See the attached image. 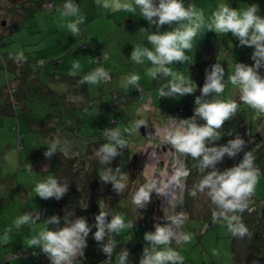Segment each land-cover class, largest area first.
<instances>
[{"label":"clouds","instance_id":"obj_1","mask_svg":"<svg viewBox=\"0 0 264 264\" xmlns=\"http://www.w3.org/2000/svg\"><path fill=\"white\" fill-rule=\"evenodd\" d=\"M96 3L101 8L114 12L135 13L138 8L141 17L148 25L156 27L155 32L142 28V31L147 33V42L151 47L138 45L132 49L129 58L137 64H143L145 60L149 61L151 67L146 70V75L153 80H157L158 77L167 78L158 89L161 98L183 97L192 95L197 90L200 92V95L194 99L193 115L187 119L169 116L167 125L155 130L159 142L153 144L150 141L147 146L152 149L144 166L147 182L135 191L131 202L137 209H145L151 202L152 193L157 197H165L167 207H163L162 211L170 223L163 226L156 224L154 232L144 233V240L148 246L143 249L139 264H184V257L172 247V244L187 243L191 239L190 235L179 232L186 214L176 211L177 205L183 204V198L177 195V190L184 189V182L190 175V169L185 163L188 157L199 162V171L203 174L189 194L195 197L197 192L206 193L215 206L212 210L213 220L224 221L234 237L251 238L252 233L241 222L238 213H243L248 208L260 175L259 169L254 165L256 158L251 151H246L238 164L223 171L216 168L218 162H223L225 155L234 159L246 147L245 140L239 135L226 144H215L220 138L218 130L226 121L234 117L239 109L235 99L220 98V94L225 89V69L219 62L212 64L210 72L205 69L203 86L197 89L196 83L190 77L173 71L169 65L189 60L185 53L193 48V40L201 29L206 28L214 33H231L238 41V46L253 49L250 56L253 63L248 65L235 62L229 82L238 89L241 103L264 114V75L260 72L264 69V16L260 15L259 5L252 3L237 9L221 4L206 22L202 9H197L191 4L185 7L183 0H96ZM62 9L61 15L71 18L67 21L66 28L73 37L79 35L81 32L79 26L85 20L80 14L79 5L74 0H65ZM164 25H168L171 30L160 31L161 26ZM173 25L175 27H172ZM13 59L16 62H23L25 58L22 52H18L13 55ZM43 63L40 61L41 65ZM80 67L78 62H73L70 74L77 75ZM110 79L108 71L103 67H97L82 76L78 83L96 85L108 82ZM123 79L125 87L131 86L140 90L138 74L131 73ZM72 99L75 101L79 98ZM141 126L146 128L147 121L137 120L131 127L125 128L123 133L119 127L105 129L103 136L108 142L95 151L99 162L107 165L114 157L121 155L118 149H125L129 145L125 134L131 136L139 131ZM58 144L59 141L51 143L43 155L50 158L57 152ZM162 146L170 148L167 155L175 156V160L170 173L165 169L157 177L156 166L160 162L157 149ZM31 170L30 166L29 171ZM99 179L104 183L110 182L113 190L119 195L127 187L128 176L119 167H116L115 171L105 168ZM34 191L41 199L59 200L67 193L68 182L49 177L38 182ZM70 215L72 213L66 210L62 226L60 217L56 215L44 219L37 234L27 241L28 248H39L50 264H79L78 258L84 257L91 227L84 217H77L75 221H71ZM107 216L108 212L105 210H101L96 215V231L92 235L101 246L100 250L110 261L116 248L115 240L111 239V235H119L122 230L132 228L133 223L131 221L125 223L122 215H113L110 220L106 219ZM37 222H41L39 212H26L15 219L14 225L19 229L23 225H35ZM49 225L57 227L49 228ZM11 230L9 228L4 232V244L10 242ZM106 236L109 239L104 243ZM128 255L127 249L119 252L118 264H126Z\"/></svg>","mask_w":264,"mask_h":264},{"label":"trees","instance_id":"obj_2","mask_svg":"<svg viewBox=\"0 0 264 264\" xmlns=\"http://www.w3.org/2000/svg\"><path fill=\"white\" fill-rule=\"evenodd\" d=\"M4 3L8 5L11 12H6V5ZM46 3H51L52 6L47 8L46 6H44V4ZM35 4H37L39 8L41 7L42 9L47 11L55 9V3L53 0H36ZM19 10L20 9H18V7H15L14 4H10L9 0H0V24L6 25L7 19L13 20L14 16H16L17 11L19 12ZM4 44L7 43L4 42ZM77 47L79 49H88V46L84 42L79 43ZM100 49L101 44L98 45L96 53L91 56V60H93L94 63L98 62L100 57H108V53H103V51H99ZM209 56L211 55H205L204 53L197 54V56H195L197 58H192V62L189 63V77L196 83L197 89L203 86L205 80V69H208L209 72L211 71L210 66L212 65V59ZM10 58L11 62L6 63L5 65L6 80L0 87V132L4 133L7 131L11 133L15 131L17 135L16 151L21 153V150L24 146L22 137L24 136V133L29 132V129L32 131L31 135L35 139L37 138V133H42L43 135H45L47 133L50 134V132L55 131L54 127L50 128L51 123H49V121H44L42 118L35 117V114L32 111L33 105L31 104V100H33V98L37 96L43 103L51 104V102L53 101L52 96L47 92V90L50 89L42 80L38 78V72L42 68H44L43 73L46 75H51L52 79L55 82L59 80L65 83L60 84L62 88H65V85L67 83L70 84V86H72H69L70 88H72L70 96L71 101L73 100L72 98H76L77 91L84 94L86 93L87 83L83 85L78 83V81L82 77L80 76V74L73 76L68 71H61L60 68L62 67L58 66V61L54 64V70L49 71L46 68V62L44 59L32 58L28 56V58L23 62H16L13 59V55H11ZM40 61L44 62L43 65L40 64ZM133 63L135 62H132L130 64ZM252 63L253 62L251 61L246 62V64L248 65H251ZM130 64L125 63L121 66V69L123 70L122 73H124L125 75L127 74L125 73V68L129 73L131 66ZM183 64V67L177 68L178 70H182L185 75H187L188 69H186V71L184 68L188 66V62L185 61L184 63H182V65ZM169 67L175 68L174 64L169 65ZM141 70H143V68H141L140 71ZM260 72L262 75H264V69H261ZM128 75L129 74H127V76ZM227 78L224 76L225 89L224 92L220 94V98L224 100H228L230 99V97H232V99L239 98L238 90H236L234 86L228 83L229 80ZM166 79L167 78L158 77L157 80H153L151 78L150 82L149 80H146V78H143V76H140V90H136L135 88H128V93H126V88H123V90L121 89L120 92L119 90L117 91V89H111V91H109V94L111 95V101L106 104L102 103L103 105L101 104L103 106L102 108L106 109L105 117L107 119L105 120H107V129L119 127V129L123 133L125 128L131 127L132 124L140 119H148L149 121L151 120V124L152 122L154 123V121H162L163 124L161 123L160 125H158L164 126L168 122L169 116L177 117L180 119H187L191 117L193 115V109L195 108L194 99L196 96L200 95L199 90H197L192 95H185L183 97L161 98L158 95V89L163 83L166 82ZM100 84V90L104 92L105 89L103 88V85H105L106 82H101L99 83V85ZM73 85H75V87ZM165 91H167V89H165ZM154 92L156 93L155 96ZM129 95L131 96V98L133 97L132 99L134 102L135 100H138L137 107H133V113L135 117L134 121L132 120L133 116L130 113V106L133 105H131L130 102H127V97ZM190 97L192 101L189 100ZM53 109L55 113V121L60 119V117L62 119L63 116L67 114V109L65 106H61L60 108H56L54 106ZM109 109L111 111L113 110V114L108 111ZM2 118L12 119V123L6 129L3 127V124L1 122ZM72 118L70 119V121H72L74 125L76 124L77 128L79 126V123L75 121L74 118ZM198 123H203V121H198ZM108 124L110 125L109 128ZM218 131L220 134V138L215 142L216 145L226 144L229 140L234 139L236 135H239L242 139L245 140L246 147L240 153H238L234 159L229 158L227 157V155H225V157L223 158V162H218L216 164V168L220 171H223L225 168H230L238 164L242 160L244 152L251 151L256 158L254 161V165L257 169H259L260 177L263 182L261 188H258V190H256L255 187L254 193L250 197L248 208L245 209L243 213H238L241 222L245 224L249 231L252 233L251 238L247 236L243 238L234 237L229 232L230 250L233 263L264 264V114H261L257 111L255 112V110L249 108L247 105L240 103L237 114L226 121L223 127ZM34 132L36 133V135ZM125 135L128 139L127 134ZM129 137L130 138L128 140L130 142V147H126L125 149H118L121 155L114 157L109 164L110 168H113V171H115L116 167H119L121 171L126 173L128 176L127 187L124 192L119 195H117V193L113 190L112 184L110 182L104 183L102 181L101 185L97 184V176L94 175L92 170L86 167V160H82L78 165L73 162L72 159L71 161L67 160L65 168L66 171H64L63 169L64 172H62L61 170L60 175L58 171L61 168L60 164L49 167L47 171L43 170L44 173L50 171L48 172L46 179L49 178L50 175L51 177L56 176V179L58 178L60 181L64 180L63 182H68V191L61 197V199L56 200L55 198H49L45 200L47 201L48 206L51 207L50 211L52 212V214L58 215L60 217V220L63 221L64 224V217L67 210L72 213V215L69 216V220L75 221L77 217H84L87 224L91 227V231L87 238V247L84 250V257L78 258L79 264H99L100 262H107L108 264H112V258L110 261L108 260L105 254L100 250L101 246L97 244L92 235L96 231L95 217L101 210H105L108 212V216L106 217L107 220H110L113 215H122L125 219V223H128L129 221L133 223L132 228H126L122 230L119 235H111V239L115 240L116 243V248L113 255H117L123 249H127L129 255L134 252V255L144 246V233L148 232L147 230H149L150 232H154V225L159 224L163 226L167 222L165 213L160 212L161 209L155 207L153 203L152 205H147L145 209H137L136 206L131 202L135 191L138 189L137 185H135V173L133 176L131 169L137 166V174H139L140 178H144V175L139 171V167L140 165H146V159H148V153L146 152L147 145L150 141L153 143V140L152 138L148 139L147 134H143L140 129ZM99 138L101 141V136H99ZM90 139L95 140L96 137L92 136ZM103 141L106 143L108 142L105 138ZM139 141L142 142L139 144ZM101 143L103 142L101 141ZM133 143L138 145H133ZM134 146L139 147L136 149V147L134 148ZM140 147H142L143 153L145 154V161H142V158L140 157V154L142 153V151H140ZM44 148H46V146ZM132 148L136 150V155L133 154V162L128 158V156H130L133 152ZM34 152L37 153L36 151ZM35 153L31 154L29 157H33ZM21 158H23V156ZM42 159L44 160L46 159V157L41 158L40 161ZM96 161L97 160H95L94 158H91V161L89 162L96 165ZM193 161L195 162L194 164H192ZM187 162L188 168L190 169V175L184 182V189L177 190L180 191L179 195L183 198L181 211L186 214V217H195L200 214L201 211H203L202 216H205V219H207L209 223H214L216 221H214L212 218V210L215 208V206L211 203L206 193L197 192V195L195 197H192L189 194L194 185L197 184L202 178L203 174L199 171V162L197 160L195 161L191 157H188ZM29 164H31L30 161ZM163 167V163L157 166V173H155L157 177H159V171ZM3 168L7 169L8 167L6 163L0 162L1 189L5 188V185H9L5 184L6 177L8 176L3 175V173L1 172V170L3 171ZM7 170H10V168H8ZM206 171H210V169H206ZM18 173H20L19 168L15 169V171L13 172L16 178L18 176L20 177L21 175V173L20 175H18ZM27 177L28 179H34V176L31 175ZM7 179L10 180L9 178ZM144 179V182L146 183L147 178ZM3 180L5 182L4 184H2ZM87 181L90 184L89 186H86ZM19 182L20 180L18 179L17 184H19ZM33 182L35 183V180L31 181L30 188L32 194L30 198L33 195H36L34 191V187L36 184H33ZM133 185H135L134 188ZM106 188H108V190L110 189L109 195L107 196L102 194L103 191L106 190ZM6 190H11L12 193L14 191L12 187L6 188L4 190V196L6 197L8 195L6 194ZM258 191H262V193H259ZM21 194L23 196H14L13 194H11V199L9 200L7 198L9 203L17 201L16 204H26L29 207L30 205L28 199L25 197L22 191ZM122 195H124L123 197H127V201L119 200ZM107 197H110V199L108 203L105 204L104 200ZM15 199L16 201H14ZM151 199H153V202H158L160 197H157L155 193H152ZM31 208L32 207L30 206L29 212H39L41 214V210L34 211ZM108 239L109 237L106 236L104 243H107ZM174 244L177 243L173 242L172 246ZM26 254H32L34 256V264H50L48 258L40 251L39 248L38 250H33L32 252L29 251ZM26 254L21 252L15 253L14 256L22 257L26 256Z\"/></svg>","mask_w":264,"mask_h":264},{"label":"rangeland","instance_id":"obj_3","mask_svg":"<svg viewBox=\"0 0 264 264\" xmlns=\"http://www.w3.org/2000/svg\"><path fill=\"white\" fill-rule=\"evenodd\" d=\"M57 2L58 3H55L54 10L47 11L42 9L41 7L39 8L37 4L33 3L32 0H24V4H22V6L18 8L20 10L19 12L17 11L16 16H14V19L13 20L7 19L6 25L0 24V32H1L0 87L3 85V82H5L6 80L5 79L6 63L11 62V58H10L11 55H14L18 52H22L25 59H27L28 56L39 59L43 58L46 62V68L49 71H53L55 62L61 60L64 57H66V63H70L68 59L72 58L71 56H69V54H71V51L67 55L66 53L68 48L62 47V45L66 43V39H67L66 32H69V30L64 31L63 29V27L65 26L64 24L65 19L64 18L62 19L61 16L52 18L57 13V11H59V7L61 6L60 2L59 1ZM5 5H6L5 8L6 12L8 13L11 12L8 5L7 4ZM61 20L63 25L60 26ZM4 42H6L7 44H4ZM76 47L77 45H73L70 50H73V48ZM5 52H10V53H5ZM227 58H230V56L228 55ZM225 61H226L225 77L226 78L228 77L227 79L229 80V76L234 71L233 62L227 59H220L212 55L211 64L219 62L221 63L222 66V64ZM186 62H188V66L184 69L185 70L188 69V72L187 75L184 76L189 77V63L192 62V58H190ZM79 64L81 67H83L84 65L82 63ZM147 64L149 65L148 62ZM130 65L131 66H130L129 74L133 73L134 71V64L133 65L130 64ZM141 67H143V64H141L140 69ZM66 69L67 67L60 68L61 71H65V72L67 71ZM147 69L148 68L145 67L144 73L142 72L141 76H143V78H146V80H149L151 82V77L146 75ZM43 71L44 68H42L38 72V78L42 80L50 89L47 90V92L52 96L53 101L51 102V104L43 103L39 100L37 96L33 98V100H31V104L33 105L32 111L35 114V117L42 118L44 121H49V123H51L50 128L54 127L55 131L50 132V134L47 133L48 135L37 133L38 135L36 140H32V139L29 140L31 147L29 149H27V147H24V150L21 151L20 153L21 157L23 156V158H25L24 164L28 163L29 161L31 162V164L29 165L25 164L27 166L26 169L21 170L20 180H22L24 184L22 185L23 186L22 188H25V182L26 183L29 182V184L31 185V181L33 180H35V183L33 182V184H37L38 182H42L46 180V176L50 171L44 173L43 170L47 171L49 167L55 166L56 164L61 165V168L58 170L60 175L61 170L62 172L66 171L65 169L67 164L66 161L67 160L71 161V159L77 165L81 163L82 160H86V167L93 171L94 175L97 176V184L101 185L102 180H100L98 177L104 171L105 168H110L109 164L107 165L101 164L99 162V158L95 156V151H97L102 144L106 143L103 141L104 140L103 134H101L105 129H107L106 126L107 120H105L107 119L105 117L106 109L102 108L103 107L102 103L106 104L111 101V95L109 94V91H111V89L114 90L117 89V91L119 90L120 92L121 89L123 90V88H126L127 89L126 93H128V88L133 89V87L131 86L125 87V81L123 79L125 76L122 74L118 75L116 72H113L112 70L109 69V71L112 72L111 80L114 83L121 82L122 87L120 85H118L117 87H112L109 84V82H106V84L103 85V88L105 90L104 92H102V90H100L101 84L100 85L87 84L86 93L84 94L77 91L76 98L78 97L79 99L75 101L74 100L71 101L70 96H71L72 88L70 87L72 86H70V84L67 83L65 85V88H62L60 84H65L64 82L59 80L55 82L52 79L51 75H46L43 73ZM79 72H81V69ZM176 72L183 73L182 70H177ZM125 73L128 74L126 68H125ZM228 83L231 84L229 81ZM73 86L75 87V85ZM236 90L238 89L236 88ZM155 94L156 93L154 92V96ZM127 98H128L127 102H130V104L133 105L130 106L131 107L130 113L132 114L133 116L132 120L134 121L135 117L133 113V107H137L138 100H135L134 102L132 99L133 97L131 98L130 95ZM230 99H232V97H230ZM233 99H235L238 102V104L241 103L238 101L239 98H233ZM189 100L192 101L191 97L189 98ZM54 106L56 108L65 106L67 109V114L65 116L60 115L63 116V118L61 119L60 117V119L55 121V113L53 109ZM108 111H110L113 114V110L111 111L109 109ZM72 117L75 119V121L79 123V126L77 128H76V124L74 125V123L70 121ZM147 124H150L149 121ZM154 124H158L157 121H154ZM109 126L110 125L108 124V128ZM147 127L151 128L150 125H147ZM31 132L32 131L29 129L28 133L31 134ZM92 136H95L96 139L95 140L90 139ZM99 136H101L102 138L101 141L103 143H101ZM129 138L130 137L128 136V139ZM56 141H59L57 152H55L50 158H46L44 160L42 159L40 161L41 158L45 157L43 153L47 150V147L51 143ZM141 142L142 141H139V144ZM133 145H138V144L133 143ZM45 146L46 148H44ZM206 146L208 145L206 144ZM128 147H130V142ZM135 147L137 149L139 146H134V148ZM34 151H36L37 153H35ZM132 151H133L132 154L128 156V158L129 160L131 159L133 162L134 161L133 156L136 155L135 152L136 150L132 148ZM140 151H142L140 157L144 161L145 154L143 153L142 147H140ZM30 152L32 154L35 153L33 157L24 155V154H30ZM15 153H17L16 150ZM91 158L97 160L96 165L89 162L91 161ZM194 163L195 162L193 161L192 164ZM30 166L32 167L31 171H29ZM136 167L137 166L133 168L131 167L132 168L131 171L133 176L135 173L136 176L135 185H137V188H139L141 185L145 184L144 182L145 177L143 176L144 178L142 177L140 178L139 174H137ZM170 172L171 170L169 171V173ZM30 175L34 176V179L32 178L28 179L27 176ZM49 177L51 176L49 175ZM52 178H56V176H52ZM58 181L60 180L58 179ZM262 184L263 182L259 175L257 184L255 186L256 190H258V188H261ZM89 185L90 184L87 181L86 186ZM135 185H133V188L135 187ZM109 190L108 188H106V190L103 191L102 194L106 196L109 195ZM21 191L22 189L19 188V191H17L19 195H21ZM258 192L262 193V191H258ZM179 193L180 191H177L178 196ZM6 194H8L7 198L11 199L12 196L11 194L14 195L15 190L13 191V193L11 190H6ZM123 196L124 195H122L119 198V200L127 201V197H123ZM26 198L28 199L29 205L32 207L31 208L32 210L34 211L41 210V222H37L35 225H23L19 229L15 228L14 225L15 219L23 215L24 213L29 212L30 206L28 207V205L26 204L13 205V203H9L8 211H3V212L0 211V230H1L0 231L1 232L0 233V264H34V259H35L34 256L32 254H26V253H28L29 251L32 252L33 250H38V248L36 247L28 248L27 241L37 234V232L42 227V221L44 219H47L48 217L54 215L50 211L51 207L48 206L47 201H45L44 199H41L36 195H33L31 198L30 197H26ZM109 199L110 197H107L104 200V203L107 204ZM152 203L154 204L155 207L161 209L160 212L162 213L164 212L162 211V206L165 205L163 207H167V199L165 198L163 201L162 198L160 197L158 202L157 201L153 202V199H151V202L149 204L152 205ZM181 206L182 205H177V209H176L177 212H183L181 211ZM202 212L203 211H201L200 214H198L195 217H189V216L186 217L179 228V232L190 235L191 239L187 243L174 244L172 247L178 250L180 254L184 257V264H234L230 250V235L225 222L216 221L214 223H209L208 220L205 219V216H202ZM167 223L170 222L167 220L166 224ZM62 225H63V221H61V226ZM55 227L57 226L49 225V228H55ZM9 228L12 229L11 232L9 233L10 242L4 244L3 235L6 229ZM147 231L150 232L149 230ZM147 246L148 244L145 241L142 249L138 250L134 255H133L134 252L128 255L126 264H139L140 259L142 258L143 255V249ZM21 252L25 253L26 256H22V257L14 256L15 253H21ZM112 260H113L112 264H118L117 255H113ZM99 264H108V263L100 262Z\"/></svg>","mask_w":264,"mask_h":264},{"label":"crops","instance_id":"obj_4","mask_svg":"<svg viewBox=\"0 0 264 264\" xmlns=\"http://www.w3.org/2000/svg\"><path fill=\"white\" fill-rule=\"evenodd\" d=\"M32 1L35 4L36 0H32ZM57 1L60 2L61 6L59 7V11H57V13L52 18H55L57 16H61L62 19L64 18L65 26L63 27V29L65 31L68 30L66 28V23L71 18L64 17L61 15L63 10L62 6L65 3V0H54V3H58ZM9 2L10 4H14V6L18 8L21 7L22 4H24V0H9ZM74 2L79 5L80 14L84 16L85 20L84 23L79 26L81 29L79 35L73 37L70 32H66V36H67L66 43L63 44L62 47L68 48L66 53L67 55L71 51V54H69V56H71L72 58L68 59L70 63H66V57L62 58L61 60L58 61L59 63L58 66L67 67L66 70L70 72L72 69L73 62H78L84 64L83 67H80L81 72L78 73L80 74V76H84L85 74L93 71L97 67H103L104 69H106V71L109 72V74L111 75V79H112V72H110L109 69L112 70L113 72H116L118 75L122 74L126 77L127 74L125 75L124 73H122L123 70L121 69V66L125 63L130 64L133 62L129 58L132 49L138 45L151 47V45H149L147 42V33L142 31V28L147 29L149 32H155L156 27L154 25L151 27L148 25L147 21H145L141 17L140 10L138 8L136 9L135 13L125 12V11L114 12L103 9L100 6H98L96 0H74ZM183 2L185 7L191 4L194 5L197 9H202L206 18V22L210 20L212 13L221 4H226L230 7L240 9L248 4L256 3L259 5L260 15L264 16V0H183ZM61 25H63L62 20L60 22V26ZM172 27H175V25H173ZM165 30H171V29L168 25L161 26L160 31H165ZM81 42H84L88 46V49H79L78 47H76L73 48V50H70L73 45H78ZM99 44H101V49L99 51H103V53L107 52L108 57H104V56L103 58L100 57L99 61L94 63L93 60H91V56L94 53H96ZM252 51L253 49L250 47L238 46V41L236 40L235 37L231 35V33H214L212 31H208L206 28H203L198 33L196 38L193 40V48L189 51H186L185 54L189 57V59L195 58L197 54H201V53L202 54L204 53L205 55L210 54L211 56L209 57H211V59H212V55H214L215 57H218L220 59H227L229 61H232L234 65L236 61L240 63H246L247 61H251L250 56ZM228 55L230 56V58H227ZM147 62L149 63V65L147 64ZM225 63L226 61L222 64V67L224 69L226 67ZM133 64H134L133 73H136L139 76H141L142 72L144 73L145 67L147 68L151 67L150 62L147 60L144 61L143 67H141L143 68V70L141 71H140L141 64H136V63ZM173 64L175 66V68H172L173 71L174 70L177 71L178 70L177 67L183 66L182 63H173ZM182 74L185 75L184 72ZM109 84L112 87H117L118 85L122 87L121 82L114 83L112 80H110ZM146 121L148 123L149 120L146 119ZM1 122L3 124V127L6 129L12 123V119L2 118ZM149 123L150 124L147 125H150L151 128L146 127L145 131L148 136V139L152 138L153 144H156L159 141L158 138L155 136V130L157 128L160 129L164 128L167 125V123L164 126L163 125L159 126L161 124L160 121L157 122L159 125L154 124L153 122L151 124V120L149 121ZM1 133L2 132H0V162L6 163L7 167L10 168V170H7L8 168L7 169L3 168V171L1 170L3 175L8 176L6 177V183L4 182L5 180L4 179L2 184L4 183L9 184L7 186L5 185V188L3 189H1L0 187V211L3 212V211H8L9 201L7 197L4 196V190L6 188L12 187V189L15 190L14 196H19L17 192L19 191V188L22 189L23 194L25 192V197H30L32 191L30 188L31 185L26 182H25V188H22L23 187L22 185L24 184L20 180V177L18 176L20 175L22 169L27 168L25 164H29V162L24 164L25 158L20 157V152L15 153L16 143H17L16 142L17 135L15 131L11 133L7 131L2 134ZM31 139L36 140L35 138L32 137L30 133L28 132L24 133V136L22 137L24 146L21 151L24 150V147H27V149L31 147L29 142V140ZM168 150H170V148H167V146H162L160 149H157L160 158L159 164L163 163L164 166L163 168L160 169L159 172H162L165 169L169 171L172 167V164L174 163L175 156L169 157L167 155ZM151 151L152 149L150 147L149 148L147 147L146 152L150 153ZM31 154L32 153L30 152V154H24V155L30 156ZM181 158L183 159V157ZM187 159L185 163L186 166L188 167ZM146 160L148 162V159ZM157 166H156V173H157ZM18 168L20 172L17 175L19 177L18 179L20 180L19 184H17V180H16L17 178L13 174L15 169ZM139 171L146 178L144 173V165H140ZM7 178H9L10 180H8ZM161 198L164 201L165 197H161ZM14 201H16V199ZM16 202H13V205L16 204Z\"/></svg>","mask_w":264,"mask_h":264},{"label":"water","instance_id":"obj_5","mask_svg":"<svg viewBox=\"0 0 264 264\" xmlns=\"http://www.w3.org/2000/svg\"><path fill=\"white\" fill-rule=\"evenodd\" d=\"M140 131L144 134L145 133V127L144 126H141L140 127Z\"/></svg>","mask_w":264,"mask_h":264},{"label":"built area","instance_id":"obj_6","mask_svg":"<svg viewBox=\"0 0 264 264\" xmlns=\"http://www.w3.org/2000/svg\"><path fill=\"white\" fill-rule=\"evenodd\" d=\"M44 6H46L48 8V7H51L52 5H51V3H46V4H44Z\"/></svg>","mask_w":264,"mask_h":264}]
</instances>
